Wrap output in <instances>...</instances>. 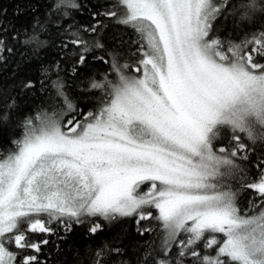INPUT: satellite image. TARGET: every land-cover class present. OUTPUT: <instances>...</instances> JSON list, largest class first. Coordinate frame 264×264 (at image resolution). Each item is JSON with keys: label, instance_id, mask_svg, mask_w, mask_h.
Listing matches in <instances>:
<instances>
[{"label": "snow or ice", "instance_id": "snow-or-ice-1", "mask_svg": "<svg viewBox=\"0 0 264 264\" xmlns=\"http://www.w3.org/2000/svg\"><path fill=\"white\" fill-rule=\"evenodd\" d=\"M53 7L67 16L81 6L55 0ZM229 9L240 27L253 24L242 39L216 32ZM257 13L264 19L257 0H114L88 26L67 31L61 51L73 75L101 61L116 79L90 81L86 90L103 96L84 111L69 98L60 62L42 69L40 86L54 93L51 112L27 118L15 148L0 159V264H46L44 248L59 247L76 228L95 237L105 223L125 218L141 237L153 232L144 221L162 225L159 245L147 243L139 264H264V158L254 178L238 163L249 160L250 145L264 142ZM113 18L138 34L123 63L120 50L98 38ZM42 31L25 32L23 42L40 49ZM5 32L0 25V60L14 51ZM35 87L31 79L20 83L22 92ZM237 175L253 194L252 215L241 213L237 192L224 183ZM122 251L116 241L103 243L89 250L87 264H112Z\"/></svg>", "mask_w": 264, "mask_h": 264}, {"label": "trees", "instance_id": "trees-1", "mask_svg": "<svg viewBox=\"0 0 264 264\" xmlns=\"http://www.w3.org/2000/svg\"><path fill=\"white\" fill-rule=\"evenodd\" d=\"M54 2L55 0H0V25L6 30L3 36L7 47L14 49L11 53L5 51L4 59L0 60V159L15 148L12 141L21 138L22 125L27 118L34 117L41 111L51 112L50 105L54 93L51 90L46 92L40 86L43 68L60 62L61 75L67 80L66 91L69 98L78 109L84 111L97 108L103 96L100 90H86L90 81H102L105 75L110 80L116 79L110 65L101 61H90L86 67L80 68L78 73L73 75L69 58L61 51V41H66L67 31L88 26L92 23V13L107 10L114 0H76L81 7L78 10H67V16L53 7ZM230 2L238 6L241 0ZM257 3L264 5V0H257ZM120 11L123 12L124 9L121 7ZM105 24L107 27L98 38L107 48L119 49L120 62L123 63L138 46V34L130 26L118 24L114 18L106 19ZM241 24L239 16L229 9L226 15L215 22V28L218 35L242 39L246 31L253 30V24L247 23L246 27H240ZM255 24L256 30L264 28V19L260 13L256 14ZM34 27L44 29L38 35L45 41V45L38 50L35 45L23 42L24 33L31 35ZM14 32L20 34L19 40L12 38ZM125 53L128 55H124ZM135 58L132 56V60ZM129 74L139 75L131 70ZM25 79H31L36 87L22 92L20 83ZM55 105L57 109L62 108V99L56 98ZM5 115L8 117L6 120L2 118ZM68 118L64 117L65 120ZM245 142L248 143L247 140ZM250 147H253L254 151L250 153L249 160L238 163L246 168L249 177L254 178L258 172L256 165L264 158V142L258 141ZM224 183L237 192L236 203L241 213L252 215L249 200L253 194L240 188V176H225ZM153 212L155 215V210ZM143 224L153 229L151 234L144 237L137 234V226L132 218L119 219L111 224L105 223L104 230L95 237H89L84 227H78L65 242H57L59 247H45L41 260L46 261V264H87V253L90 249L116 241L123 251L121 255L112 257V264H139L146 244L155 240L156 245H159L163 236L161 222L151 220L144 221Z\"/></svg>", "mask_w": 264, "mask_h": 264}, {"label": "rangeland", "instance_id": "rangeland-1", "mask_svg": "<svg viewBox=\"0 0 264 264\" xmlns=\"http://www.w3.org/2000/svg\"><path fill=\"white\" fill-rule=\"evenodd\" d=\"M141 189L144 190V191L147 190V188L144 185L141 186Z\"/></svg>", "mask_w": 264, "mask_h": 264}]
</instances>
